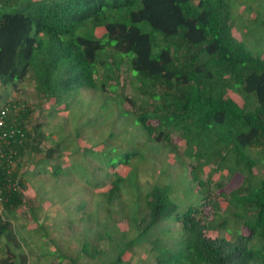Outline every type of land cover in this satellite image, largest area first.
Listing matches in <instances>:
<instances>
[{"label": "trees", "instance_id": "obj_1", "mask_svg": "<svg viewBox=\"0 0 264 264\" xmlns=\"http://www.w3.org/2000/svg\"><path fill=\"white\" fill-rule=\"evenodd\" d=\"M228 1L234 0H42L27 14L8 12L22 8L17 1L0 0V109L8 110L6 128L18 131L8 141L0 140V264H28L25 254L12 251L20 249L13 220L28 205L37 219L27 196V175L46 174L45 161L57 162L64 148L72 159L65 166L52 165L50 175L78 200L68 202V215L60 219L67 236L74 237L67 243L69 254L59 245L48 250L55 253L56 264H264V176L253 173L254 167H264V54L252 55L235 39ZM140 23H147L160 38L143 32ZM109 57L113 63H108ZM122 66L136 84L135 99L121 94L114 100V118L98 129L89 119L85 148L79 143V129L73 138L62 136L63 142H56L52 131L44 133L42 125L31 123L40 100L68 112L82 90L107 91ZM24 81L33 86L26 93L28 104L1 93L8 87L19 91ZM146 100L152 101L150 109L144 107ZM124 101L130 102V111L122 108ZM153 120L159 121V132L149 123ZM117 132L125 137L124 150L110 144L120 139ZM135 136L136 144L131 141ZM172 136L184 142L186 155L196 162L190 178L182 179L197 186L202 206L210 203V181L201 180L198 173L206 165L232 159L226 165L229 173L239 172L243 179L227 197L231 206L243 211L233 217L242 218L247 235L238 226L231 237L222 234L228 232V222L215 212L216 200L210 206L220 222L202 223L201 212L193 206L179 211L173 187H178L175 177L180 173L173 172L175 164L184 162L177 156L152 183H140L137 163L123 175L112 173L111 187L96 192L97 198L84 199L86 194L95 196L91 189L103 184L110 167L123 160L127 164L130 156L144 161L145 167L144 146L153 141L170 147ZM99 146L101 152L93 149ZM38 155L42 157L36 161ZM79 159L86 165L75 179L77 171L71 168ZM181 193L180 198L185 195ZM119 220L125 221V230L118 227ZM63 224L54 227L61 230ZM37 226L38 233L46 231L42 223Z\"/></svg>", "mask_w": 264, "mask_h": 264}, {"label": "rangeland", "instance_id": "obj_2", "mask_svg": "<svg viewBox=\"0 0 264 264\" xmlns=\"http://www.w3.org/2000/svg\"><path fill=\"white\" fill-rule=\"evenodd\" d=\"M17 1L18 8L22 9H9L8 12L20 11L24 10L26 13H30L33 4H37L42 0H35L32 3L29 0H11ZM48 2L52 1H60V0H46ZM234 1H228V5L231 8V19H232V34L235 39L240 42L252 55H263L264 54V0H241V3ZM257 15V16H256ZM254 16L256 18L254 19ZM138 27L145 33L151 35V37L155 40L156 38H160L159 35L155 34L153 30L147 23H140ZM159 48L161 47L158 46ZM108 48L105 49V51ZM158 49L154 48L153 51H157ZM105 53V52H104ZM99 57L97 56L96 63L100 65L101 55L103 51H100ZM108 63H113V57H109ZM118 79L117 81H109L106 85L107 91L105 92H98V91H88L82 90L80 94L75 96L73 100V105L70 108L71 110L66 112L63 106L53 105V102H43L39 101L33 107L32 114L30 116V121L32 124H39L42 125V132L46 133L52 131L53 136L52 138L56 142H63V137L65 138H73L75 135V131L79 129L80 132V139L79 143L82 148H85L86 145H89L86 142L85 136L86 132H90V123L96 128H100L104 125L106 120H111L114 118L113 110L115 107L114 100L119 99V96L125 95L128 99L132 101L135 99V82L132 75L125 70V66H122L120 71L117 73ZM98 77V76H96ZM112 85L113 88L109 86ZM32 84L24 81L19 83L18 88L20 89L17 92H14L11 87H8L4 90H1L7 99L16 100L20 104H23L27 100L26 93L32 92ZM228 95H230L233 99L237 101L239 105L243 103L242 98L239 97L235 92L228 91ZM142 98V97H139ZM144 99V98H143ZM107 100V105L104 101ZM147 106L144 105L145 108L150 109L152 106L151 100H146ZM27 103V102H26ZM28 104V103H27ZM136 104L140 105L141 101L137 100ZM122 108L125 110H131L130 102L124 101L121 104ZM110 107V108H109ZM89 108V109H88ZM50 109V110H48ZM90 111L91 114H88ZM96 117L98 120H94L93 118ZM91 119L90 123L88 122ZM100 121V122H99ZM151 125L154 127L157 132H159L162 127L159 125L158 120L149 121ZM121 124V123H119ZM160 128V129H159ZM106 131V130H105ZM107 131L102 134L105 137ZM63 136V137H62ZM116 136L119 137V140L114 138L110 141V144L115 149L124 150L127 145L125 144L124 136L117 132ZM88 137V136H87ZM96 138V137H95ZM59 139V140H58ZM139 138L135 136L131 139L132 143L136 144L139 141ZM143 142V141H142ZM141 142V143H142ZM133 146V144H131ZM165 145L164 143H156V142H149L144 146V150L142 151L144 157L146 158L145 167L148 171H144V161L140 162L137 159V156H130L131 158L128 160V163L125 164V160L120 161L117 166L110 167L108 169V176L102 180L103 183L98 188L94 187L91 189L92 194L95 196L91 197L90 194H86L84 199L88 201L89 199L97 198L96 192L99 193L100 191H107L110 186V181L112 179V173H117L123 175L127 173L129 170L136 167L137 163L138 166L136 167L139 173V181L141 184L146 185V183H152L155 180L157 173L162 169V167L170 161L171 159L175 158L176 156L183 160L184 164H175L177 165L175 171L173 172V176L177 173H180L175 177V186L178 187L173 190L178 191L181 193L182 191L185 192L180 198V194L176 192L175 194V202L179 206V211H183L189 206L195 207L199 212H201V216L199 219L202 223L213 221L214 219L218 222L222 221L221 217H224L227 220V227L228 232L222 233L226 237H231L235 226H238V231L241 234H248V231L241 225L243 220L239 218L234 219L233 213H238L242 216L243 211L238 208L231 206L230 204L234 205L230 199H228V194L233 189L237 188L241 185L243 176L236 172L234 174H230L229 170L226 165L232 162L230 157L226 158L225 161L211 163L208 166H204L200 172V179L203 181L208 180L210 181L209 188H208V198L207 202L209 204L202 206V194L200 195L199 192L196 193L195 190L197 186L194 184H189L186 180L184 181L183 176H187L190 178L189 171L192 169L191 166L196 165L195 160L190 159L187 155L186 145L183 141L177 136H172L171 146H166V148H162ZM45 147L49 146V142H46L44 145ZM73 146V145H72ZM62 147V146H61ZM93 148V147H92ZM97 152H101L102 146L99 148H93ZM73 150V147H72ZM221 151L220 149H218ZM254 154H257L258 151H253ZM71 151L68 148H64V151L60 154V159L57 162L55 160H46L44 167L46 174H42L40 176H32V172L27 175V179L29 182L27 196L29 199H32V209H34L37 213V219L34 220L31 216L32 213L29 210L30 205L22 207L17 212L16 220H13L14 226V233L15 239L20 244V249L12 247V251L17 254H25L27 256L28 264H56L57 260L55 259V253H50L48 250L51 251L55 250L56 247H60L64 252L66 251L69 254V249L67 250V243H71L74 240V237L67 236L70 234L65 227V225L61 222V218H65L69 211L68 202L78 200V196H73V192L69 188L66 191H63L59 185L56 183V179H54L50 175L49 169L51 166H65L67 165L68 161L72 158L68 156ZM81 155V153H79ZM222 153H219V155ZM42 157L41 155L35 156V160H40L39 158ZM27 158L25 157L23 163H27ZM218 159V158H216ZM173 161V160H172ZM178 162V161H177ZM83 163V162H82ZM81 160H74V166L72 171H77L75 179H79L80 173L83 171V167L86 164H82ZM217 164V165H216ZM42 165V164H41ZM41 165L39 167H41ZM43 166V165H42ZM76 167V168H75ZM131 167V169H130ZM152 167V168H151ZM38 169V168H37ZM40 169V168H39ZM36 170V169H35ZM68 171V169H67ZM135 172V171H134ZM253 173L258 177L264 176V167L262 165L256 166L253 169ZM98 175V174H97ZM100 177V175H98ZM154 176V177H152ZM77 186L80 187L82 183L80 180L76 181ZM190 185H193L194 188H191ZM219 185V186H218ZM97 189V190H96ZM76 190V186L75 189ZM182 194V193H181ZM217 201L219 203V208L215 210L216 213H219L221 216L214 215V209L210 205L213 204L211 201ZM229 200V201H228ZM77 203V202H76ZM67 208V209H66ZM67 214V215H66ZM66 215V216H65ZM82 214H78L77 218H80ZM218 217V218H217ZM76 218V219H77ZM57 222L63 224V228L58 230L54 227ZM124 220H119L118 227L125 230L127 226L124 223ZM42 223L46 231H41L38 233V226L37 224ZM179 227V226H177ZM209 235H212L209 234ZM213 236V235H212ZM67 261L65 260L62 264H66Z\"/></svg>", "mask_w": 264, "mask_h": 264}, {"label": "built area", "instance_id": "obj_3", "mask_svg": "<svg viewBox=\"0 0 264 264\" xmlns=\"http://www.w3.org/2000/svg\"><path fill=\"white\" fill-rule=\"evenodd\" d=\"M7 109H0V140L8 141L7 138H13L16 133H18L15 129H7L6 128V118H7Z\"/></svg>", "mask_w": 264, "mask_h": 264}]
</instances>
